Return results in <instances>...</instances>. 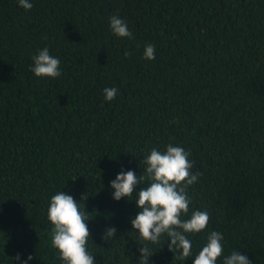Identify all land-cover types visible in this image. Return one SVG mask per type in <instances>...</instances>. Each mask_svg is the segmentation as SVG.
Listing matches in <instances>:
<instances>
[{
    "label": "trees",
    "instance_id": "16d2710c",
    "mask_svg": "<svg viewBox=\"0 0 264 264\" xmlns=\"http://www.w3.org/2000/svg\"><path fill=\"white\" fill-rule=\"evenodd\" d=\"M31 3L0 0V264H62L48 220L59 191L87 213L96 264H141L134 197L114 201L109 185L121 171L143 175L150 150L169 144L199 174L182 219L207 210L210 221L188 234L187 260L165 235L147 245L148 264H192L211 231L224 237L217 264L233 251L264 264V0ZM113 15L131 38L113 35ZM147 44L154 60L143 59ZM45 47L58 78L31 71Z\"/></svg>",
    "mask_w": 264,
    "mask_h": 264
},
{
    "label": "clouds",
    "instance_id": "9594fccd",
    "mask_svg": "<svg viewBox=\"0 0 264 264\" xmlns=\"http://www.w3.org/2000/svg\"><path fill=\"white\" fill-rule=\"evenodd\" d=\"M19 6L25 11L32 8L31 0H18ZM110 29L118 38H131L132 33L125 21L117 15L109 19ZM125 57L131 55L124 53ZM143 59L151 61L155 59V46L147 44L144 48ZM60 60L50 55L48 48L40 50L33 57L32 73L37 78L55 79L60 77ZM117 89L115 87L104 89V99L110 102L115 99ZM190 153L180 146L169 144L165 151L156 148L150 150V154L144 159L143 175L137 176L129 170L121 171L110 182L109 188L112 199H132L138 212L130 220L131 228L135 231L143 247H139L141 264H148L153 256L148 244L161 243V237L167 236L169 251H177V259L185 261L192 256V241L188 234H198L204 231L210 221L207 210H195L190 218L182 219L190 211L191 200L187 189L194 185L199 174L191 171L193 162L189 159ZM147 182L138 192L137 186ZM85 195L81 197L84 199ZM86 212L81 210L78 203L71 195L57 192L51 197L48 207V220L51 229V246L59 253L62 264H96L93 255L88 251L90 231L86 220ZM116 229L110 227L105 230L102 239L105 241L115 235ZM223 235L218 231H211L207 236V242L192 259V264H217L218 258L224 256ZM165 241V240H164ZM163 241V242H164ZM33 257L29 256L23 262L28 264ZM19 260V254L13 258ZM223 264H250L246 255L238 251L231 252L224 257Z\"/></svg>",
    "mask_w": 264,
    "mask_h": 264
}]
</instances>
